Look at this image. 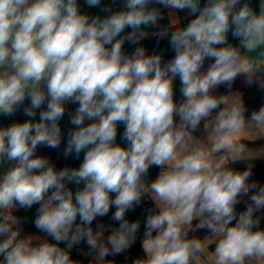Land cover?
I'll return each mask as SVG.
<instances>
[{
	"label": "clouds",
	"instance_id": "clouds-1",
	"mask_svg": "<svg viewBox=\"0 0 264 264\" xmlns=\"http://www.w3.org/2000/svg\"><path fill=\"white\" fill-rule=\"evenodd\" d=\"M248 89L264 0H0V264H264Z\"/></svg>",
	"mask_w": 264,
	"mask_h": 264
},
{
	"label": "trees",
	"instance_id": "trees-1",
	"mask_svg": "<svg viewBox=\"0 0 264 264\" xmlns=\"http://www.w3.org/2000/svg\"><path fill=\"white\" fill-rule=\"evenodd\" d=\"M104 2L105 3H109L110 0H104ZM92 11H94V12L95 11H99V9H93ZM145 44L149 48L150 51L154 47H156V41L154 39L145 41ZM164 47H165V43H161L159 45L158 50H163ZM165 55H166V58H167V57H170L172 55V53L169 50ZM236 87H238V88L239 87H243L242 80H238L236 82ZM178 88H179V83L177 81V90H178ZM262 95H264V94L260 93V91L258 89H255V90L248 89V90H246V103L249 105L250 108L259 107V105L262 102H264L261 99ZM74 108H75V105H71L70 106V109L74 110ZM12 119H24V117H22L18 113L17 116L13 117V118H8V119L0 118V123L7 124V123L11 122ZM120 131L121 132L123 131L122 127H121ZM118 142L123 143V141H121L119 139V137H118ZM63 147H64V144L62 143L60 149H47V148H44V149H41V152H42V154L50 156L52 158V160L55 163H57L58 167L59 166H63L65 164L70 165V166H78V164L80 162L79 160H75L71 156L67 157V158L63 157V155H62ZM252 163L254 165L252 179H256V180H259L260 182L264 183V157L256 158L255 160L252 161ZM234 166L237 167L238 169L242 170L243 168L246 167V163H238V164H236ZM157 172H158L157 169H151L150 170L151 178H155ZM150 206H151L150 202L143 204L142 207L138 208L135 213H130L129 217L131 219H134V218H136L138 216H141L143 208L150 207ZM20 215L22 217L31 218V217L34 216V209L33 210H28V211L21 210ZM25 228H26V230L36 231V229L32 226V224L30 222L26 223ZM131 254L133 256H135L137 254H141V249L139 247V244H137L136 246L133 247V249L131 250ZM73 255L75 257L76 253L74 252ZM117 260L122 262L124 260V257L123 256L117 257Z\"/></svg>",
	"mask_w": 264,
	"mask_h": 264
},
{
	"label": "crops",
	"instance_id": "crops-1",
	"mask_svg": "<svg viewBox=\"0 0 264 264\" xmlns=\"http://www.w3.org/2000/svg\"><path fill=\"white\" fill-rule=\"evenodd\" d=\"M249 146L254 148V149L264 148V139L257 140L255 142H249ZM261 157H264V156H261Z\"/></svg>",
	"mask_w": 264,
	"mask_h": 264
}]
</instances>
